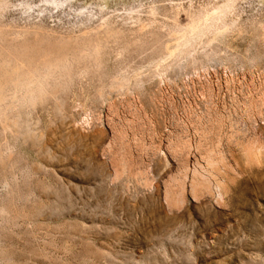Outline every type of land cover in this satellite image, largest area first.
Returning <instances> with one entry per match:
<instances>
[{"label":"rangeland","instance_id":"374dc122","mask_svg":"<svg viewBox=\"0 0 264 264\" xmlns=\"http://www.w3.org/2000/svg\"><path fill=\"white\" fill-rule=\"evenodd\" d=\"M157 1L67 0L44 22L147 23ZM168 13L0 116V264H264V0H234V26L191 52L207 61L170 56L187 17Z\"/></svg>","mask_w":264,"mask_h":264},{"label":"bare ground","instance_id":"6f19581e","mask_svg":"<svg viewBox=\"0 0 264 264\" xmlns=\"http://www.w3.org/2000/svg\"><path fill=\"white\" fill-rule=\"evenodd\" d=\"M66 1L0 0V116L5 119L11 111L13 113V110L34 104L40 96L61 89L66 80L98 71L101 53L108 42L128 44L129 34H133L132 40L139 41L147 25L151 28L149 31L154 32V18L159 13H172L176 19L181 10L187 17L183 25L176 22L174 28H170V31L180 32V35L176 48L169 54L177 58L190 56L192 62L199 59L191 52L193 49L196 52L194 47L203 37L209 34L212 40L216 39L234 26V22L225 20L234 7V0H223L211 5V12L205 6L194 9L191 5H157V2L162 1L159 0L148 4L147 23L134 17L135 14L120 17L109 15L94 22V10H79L85 17L81 15L74 20V24L78 23L82 28L78 33L74 29L62 32L63 28L58 31L56 26L45 23L43 13L50 12L51 6L62 9ZM12 13L18 17L9 22L6 18ZM18 19L23 20V24H19ZM132 23H136L137 28L129 26ZM212 51L205 53L202 59L200 55V59L211 60L214 55Z\"/></svg>","mask_w":264,"mask_h":264}]
</instances>
